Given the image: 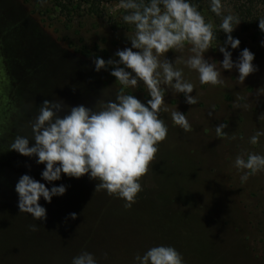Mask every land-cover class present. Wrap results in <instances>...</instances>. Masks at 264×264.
<instances>
[{
  "label": "rangeland",
  "instance_id": "rangeland-1",
  "mask_svg": "<svg viewBox=\"0 0 264 264\" xmlns=\"http://www.w3.org/2000/svg\"><path fill=\"white\" fill-rule=\"evenodd\" d=\"M241 3L0 0V264H264Z\"/></svg>",
  "mask_w": 264,
  "mask_h": 264
},
{
  "label": "trees",
  "instance_id": "trees-1",
  "mask_svg": "<svg viewBox=\"0 0 264 264\" xmlns=\"http://www.w3.org/2000/svg\"><path fill=\"white\" fill-rule=\"evenodd\" d=\"M110 2L118 1L125 3L127 7V12H132L133 15L140 14L143 17V14L149 6L155 4V6L163 7L167 3L176 4L179 0H98V2ZM242 2L240 5V17L243 20L242 29L244 31L256 32L258 35H264V0H237ZM198 5V7H197ZM191 3V10L198 15L203 9L204 5L198 2V4ZM154 6V5H153ZM141 19H138V21ZM211 32L210 38H216L220 31L215 29Z\"/></svg>",
  "mask_w": 264,
  "mask_h": 264
}]
</instances>
